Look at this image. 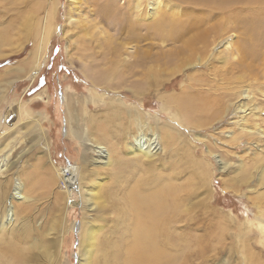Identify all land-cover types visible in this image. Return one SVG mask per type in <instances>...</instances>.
<instances>
[{
  "label": "rangeland",
  "instance_id": "1",
  "mask_svg": "<svg viewBox=\"0 0 264 264\" xmlns=\"http://www.w3.org/2000/svg\"><path fill=\"white\" fill-rule=\"evenodd\" d=\"M81 1V10H72L70 16L77 18L81 13L97 19L109 32L107 37L95 26L88 27V22H82L88 33H77L78 25L67 21L66 0H0V118L14 101L30 118H38V124L29 125L28 133L20 135L14 156L24 154L12 171L27 172L26 180L51 178L48 185L35 186L31 206L20 214L27 217L28 237L20 243L23 259L13 264H78L81 224H88L104 210L86 211L82 198L86 195L80 189L97 178L102 182L99 193L106 194L103 197L109 206L107 190L116 189L119 198L127 187L125 181L135 182L129 174L137 178L129 171L115 185L117 169L92 162L99 156L90 145L87 126L94 128L101 122L109 133L108 144L101 143L102 154L114 164L129 157L121 142L125 140L121 130L126 132L124 114L115 112L123 115L116 117L108 104L88 101L92 91L106 102L116 104L120 97L125 104L140 106L139 119L145 129L136 140L146 147L150 137L152 141L156 136L152 143L158 152L155 173L188 187L179 193L181 203L172 225L174 245L170 249L179 254L176 264H264V21L261 16L257 22L251 19L262 14L264 6H213L210 0H109L116 3V9L110 10L104 5L107 0ZM234 13L249 22L238 16L233 21ZM158 18L197 21L205 37L193 39L189 49L184 42L199 32L189 30L183 39L176 22L172 23L173 37L169 22L159 31L147 27ZM116 19L125 25L137 23L142 35L129 37L127 30L120 34ZM244 27L254 30L253 34L244 35ZM114 45L116 53L110 51ZM241 47L261 56L249 60ZM89 49L99 51L96 59L101 54L108 61L115 54L113 61L96 64ZM38 63L41 66L31 76ZM99 69L109 75L94 85L87 76H99ZM127 69L134 73L124 78ZM62 95L72 96V117H78L76 125L87 132L80 130L77 138L65 133ZM183 103L189 108H183ZM240 110L249 112L245 121L237 116ZM35 125L43 134L40 143ZM147 127H152L154 135ZM166 128L171 129L170 138L162 135ZM71 191L76 203L70 201ZM105 210L108 216L103 224L97 219L99 236L115 239L109 223L114 213Z\"/></svg>",
  "mask_w": 264,
  "mask_h": 264
},
{
  "label": "bare ground",
  "instance_id": "2",
  "mask_svg": "<svg viewBox=\"0 0 264 264\" xmlns=\"http://www.w3.org/2000/svg\"><path fill=\"white\" fill-rule=\"evenodd\" d=\"M66 1H67L66 2L67 21H71L72 24L78 25L77 27L79 29L77 30V33L86 32L87 25L84 24L85 23L87 24L88 22V25L90 23L88 27L93 25L96 28H98L101 33L104 34V37L108 35L109 32L104 27L98 24L97 19H92V18L87 19L88 17L85 15L82 16L81 13H79L77 18L70 16V12L72 10L74 9L81 10L83 6L81 0H66ZM210 1L213 6H215L216 4V6H223V7L232 4L233 5L242 4L243 7L250 5L251 6L257 5V4L258 5L261 4L264 6V0H234V2L228 0H219V1L210 0ZM105 4L106 6H108L107 8L110 10H112V8L116 9V3H111V1L107 0V3H104V5ZM205 5H207V3H205ZM261 10H263L262 14L259 13L258 10L257 12L260 15L257 17L256 16L251 17V19H254V22H257L258 21L257 19H260V16L264 21V8H262ZM97 11L100 13L99 9H97ZM233 15H234L233 21H235L236 16H238L239 14L234 13ZM239 17L240 16H238V18ZM118 20L119 19H116V24L118 26V32L120 34L127 30V32L131 33V36L128 35L129 37L135 36L136 38H138L140 35H142V34L139 35L137 23L130 22L127 23V25H125L124 22L120 21L119 23ZM239 20L244 22H249L248 19H244L242 17H240ZM166 22H169V25H171L172 29L170 35H172V37L173 34L175 33L173 32L174 25L172 24L174 22H176L178 26V32H177L178 36L180 35L183 39L188 37V35H186V32L189 30H195L199 32L196 35L194 34V36H192L191 38L187 39L186 40L187 44L186 42H184L186 47L189 49L192 46L193 39H198V37L203 38L204 36L203 34L205 30L200 29V24L197 23V21L190 23L186 21L185 24L183 22H179V19L177 18L171 20L169 19L167 21L158 18L156 22H154L152 25H149L147 27H149L150 29L154 28L155 31H159ZM239 24H241V22ZM253 24L255 25V23ZM62 31H63L62 28H60L59 33L62 34ZM243 31H244L243 34L246 36L252 35L253 34L252 31L254 32V30L251 31L248 30V28L245 29V27L243 28ZM199 34H201L202 36H199ZM97 39L96 42H97V46L99 47L100 44L98 45L99 42L97 41ZM89 46H93V50L96 48L94 45H92V43ZM99 48L101 49V47ZM241 49L245 50L242 52V54L244 57L249 58V60L254 61L255 58H259L261 56V55L258 56L255 50L253 52H250L251 51L250 48L246 49L244 47H241ZM89 51L91 52L93 57H95L93 61H95L96 64H98V61H103V62L106 61L110 63L111 61H113L112 56L115 55L114 54L109 56L107 61V58L105 57L106 55L101 56V54H100L101 58L96 59L97 54H99V51L92 52L90 49ZM110 51H112L113 53L115 51L116 53L117 48L115 49V45L114 47H110ZM244 57L243 59H241V61H244L246 59ZM261 61H264V57L261 59ZM42 62H44V60H42ZM240 65L242 66V64ZM249 65L250 64H248V66ZM40 66L41 65H39V63L36 65V71H34L31 74V76H33L38 71ZM106 71L107 70L105 69L102 70L99 69V76L97 77L96 76L94 77V75L93 76L86 75V76L95 85V83L97 84L101 82L103 83L102 79L106 80L105 76L109 75V73ZM130 71H131L130 69L124 70L123 77L125 78L127 74L130 73ZM133 73L134 70L131 71V74ZM135 75L137 76L138 74ZM137 83L138 82H135V84ZM105 84L106 86H108L106 81ZM61 97H62L61 100L63 101L62 103L65 106V116H64L65 133L72 134L73 137L77 138V136L80 134V130L82 131V133H84L85 127L81 128L79 127V125H76V120L77 121L80 120L78 117L76 119L75 117L74 118L72 117V112H71L72 109H70L73 106L72 103H74V101L72 100V96L62 95ZM183 99L185 100V98ZM116 100H117L116 104L112 103V101L106 102L103 100V97H101V95L93 91L91 92V95L88 98V101L93 103L95 101H99L108 104V106H110L112 110L110 111L112 115L113 113L116 114L115 112L124 114L126 132L124 128L121 130V135H124L125 138V140H121V142H124L123 145V147H125L124 151H126V154L129 157H127V160L124 163H120V159H119V162L114 164L112 163L111 160H108L105 154H102L103 152L102 150H104V148L101 145V143L107 142L108 144L109 133L107 132L106 134L105 132L104 125H106V123L101 122L99 123V125L94 126V128L93 126L90 125L87 126L89 133H91L92 135V139L90 138L92 140L91 142L92 144L90 145L93 146L94 151L97 153L96 155L99 156V158H93L92 162L96 164H102L104 165V167L114 166V168L117 169L116 172L114 171V173L116 174L114 179L115 185H119L120 183H122V181H120L121 175L125 173L128 174L129 171L135 172L137 178H135L132 174H129L130 176L128 177H130V179L135 182L130 183L129 181L128 182L125 181L127 187L122 190V194L121 196L119 195L120 196L119 198H117L118 195L116 193V189H108L107 195L110 196V200H111L109 206L106 204V201L104 200L103 197L104 193L103 194L99 193V190L102 187V182L100 180H96L97 178L95 179L94 182L92 181V183L88 182L87 183L88 186H86L84 189L82 188L83 190L79 188L81 191V195H83L84 192H85L84 195H86L84 197L82 196L84 202V209L86 211H90V210L92 211L93 209L96 208L98 210L104 208V210H102L99 216L94 217V219L91 218V220L88 221V224L87 223L84 225L81 224L79 252L81 253L82 257L80 258L81 261L78 262V264H176V258H178L177 256L179 254L174 253L172 249H170V245H174V236H173L174 233L172 230L173 227L172 225H173V221H175L174 219H176V214L179 211V207L181 203L179 199L181 195L179 193L182 189L184 192L187 191L188 187L187 188L183 186L179 187L178 185H175L172 179L170 178L164 179L161 175L155 173V165L158 159L155 156L158 155V152L154 150V146L152 147V143L154 139H156V136L154 135L155 133L154 130L152 129V127L149 128L147 127L150 131H153L151 134L154 136L152 141H150L152 139V136L150 137V140L147 142L146 147H142L140 145V140L139 141L136 140L138 134L141 133L140 130L144 131L145 129V128L143 129L145 124L143 123V121L139 119V114L141 112L140 106L125 104L120 97L116 98ZM10 105L11 106L8 107L7 110L8 112H6L7 114L3 115L0 118V125H2V129L0 127L1 129L0 130V262L4 263L7 260L8 261L7 264L9 263L13 264L14 262H17L20 259H23L22 257L24 255L21 254V252L24 251V249L22 248L24 245L21 247L22 244L20 243L25 242L26 238L28 237V233L25 230L27 224L26 221L27 217L22 218L20 214H22V212H25L27 208L29 209V205L33 199L31 197L34 196V189L36 188L35 186L41 185L42 183H44V186H46L49 184L48 179L49 180L51 179L45 175L42 179H37L36 181L32 180L31 178L26 180V178L24 177H27L26 175L27 172L25 173L23 170L19 172H17V170L12 171L13 166L23 157L24 154V152L21 151V152H17V154L15 153L17 156L16 155L14 156L16 147L21 142L20 137L23 135L22 134L23 132L24 134L28 133L27 127L29 125H34L36 122L38 124V118H30L29 112L24 111L23 107L18 102L15 101L11 102ZM115 105H117V110L114 109ZM181 106L183 108H189L186 103H183ZM241 106L244 108V110L246 109L244 103H242ZM237 114H238L237 116H241V120L245 121L249 112L247 114L246 113L244 114V112L240 110L239 113ZM118 116L122 117L123 115L116 114V117ZM92 122L93 121H91L90 124H92ZM35 126L36 127L34 128V131L36 130L35 134L37 135V137L39 135H43L40 128H38L37 125ZM170 130L171 129L169 128L163 129L164 133L162 135L170 138L171 137ZM111 134L113 133L111 132ZM160 138H162L161 134H160ZM38 139L39 140L36 142L40 143L42 137L39 136ZM118 143L120 142L118 141ZM85 144H87V142ZM100 154H102V156ZM104 156H106L105 159ZM23 162H25V159H23ZM57 171L58 172L56 174L60 173L59 169H57ZM14 172H17V174L13 175ZM193 175H195V173ZM79 176L83 179V176L80 173ZM193 178L195 177L193 176ZM181 199L185 200V196L181 197ZM70 201L71 203H76V194H74V192L72 191L70 195ZM107 206L108 208H105ZM105 209H109V211L111 210L112 214L114 213V217H110L112 219L109 220V223L113 228L111 232L112 237H115V239L111 238V235L105 237L99 236V233H101L100 232L101 226L97 223V219H99L100 222L102 221L103 224L105 215L108 216L107 213L108 210ZM40 215L42 214L40 213ZM23 217L25 216L23 215ZM21 225L23 226L24 229L21 228ZM74 226L75 225L73 223L70 229H73ZM183 237L181 236V239H183ZM17 244L20 247H16ZM183 249H185L184 246Z\"/></svg>",
  "mask_w": 264,
  "mask_h": 264
}]
</instances>
